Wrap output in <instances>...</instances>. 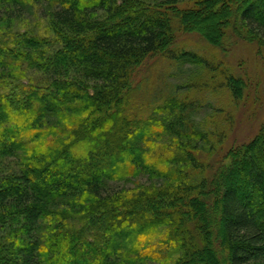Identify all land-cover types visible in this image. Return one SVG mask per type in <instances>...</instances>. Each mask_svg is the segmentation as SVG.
Masks as SVG:
<instances>
[{
    "label": "trees",
    "instance_id": "obj_1",
    "mask_svg": "<svg viewBox=\"0 0 264 264\" xmlns=\"http://www.w3.org/2000/svg\"><path fill=\"white\" fill-rule=\"evenodd\" d=\"M225 1L0 0L7 19L36 8L49 23L0 33V264H223L216 247L264 264V121L217 158L234 120L211 98L237 104L242 85L180 40L264 46V0L196 24ZM183 62L189 77L167 84Z\"/></svg>",
    "mask_w": 264,
    "mask_h": 264
},
{
    "label": "rangeland",
    "instance_id": "obj_2",
    "mask_svg": "<svg viewBox=\"0 0 264 264\" xmlns=\"http://www.w3.org/2000/svg\"><path fill=\"white\" fill-rule=\"evenodd\" d=\"M195 1L196 0H182L181 5L191 7L194 5ZM233 2L234 0H226V6H221L223 8H220L217 13L213 14L206 6L202 7L200 11L196 12L198 17L196 24L203 29L206 27V24L209 23L222 25V22H225L226 14L229 11L227 9L233 8ZM40 12L41 10L34 8L32 13H28L21 18L18 17V19H7L5 16L1 15L0 12V18H4L3 21L0 20V33L7 32L8 30H29L38 33L48 32V20L43 18V16L40 15ZM260 16L264 17V12H261ZM193 36V39L188 36L187 38H181L180 40L183 45L184 43H187L185 47L193 53L208 59H210L209 56L213 55L216 57L217 63H221L223 67L229 66L232 71L231 73L240 79L242 85L241 99L237 102V104L232 103V100H230L226 94L219 95L218 98L220 99L215 98V96L211 98V106L215 105L217 107L221 105L226 112H231L234 120V125L230 131L227 132V139L222 145L221 151L217 153V158H219L222 157L223 154L225 156L227 150L238 147L239 145L249 141L254 134L258 132L261 123L264 121V46L259 45L257 42L239 38L237 41L227 42V45H225L223 49L218 50L213 47L211 48L201 37L195 35ZM152 60L154 62L155 59L153 58ZM154 64L159 63L154 62ZM191 68L192 66L190 62H183L181 68L170 69L167 73L165 72L164 77L166 78L167 84L170 85L176 82L181 84L185 82L189 77L192 70ZM161 71L162 69L159 66L156 72L152 73L153 71L150 70L145 73L144 70L142 75L143 77H147L148 81L152 80L154 82L155 75H158ZM209 112L210 111H208V109L204 112L200 111L196 113L195 119L198 121L203 120ZM221 115L223 116V114ZM215 156L216 154L211 156L213 161H215ZM211 157H208V159ZM134 181L139 183L145 182V185L150 183L145 175H141L138 180L132 179L126 184L124 182H118L114 184V187H129L132 186ZM248 196L251 197V194L249 195L248 193ZM214 207L215 209L213 210L216 211H214L216 216V214H218L216 205H214ZM218 218V216L215 217L217 221ZM137 232V229H133L131 231L126 230L125 235H129V237H136L138 234ZM149 249L147 251H149ZM215 249L214 253L217 260L219 261L221 256L223 258L222 263L226 264L224 261L223 250H219L217 247ZM80 258L81 257H78V259Z\"/></svg>",
    "mask_w": 264,
    "mask_h": 264
}]
</instances>
